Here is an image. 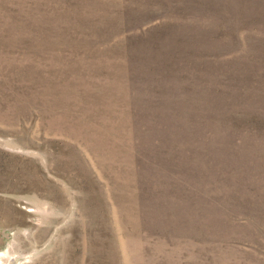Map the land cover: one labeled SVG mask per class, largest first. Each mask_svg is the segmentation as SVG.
<instances>
[{"label": "rangeland", "instance_id": "obj_1", "mask_svg": "<svg viewBox=\"0 0 264 264\" xmlns=\"http://www.w3.org/2000/svg\"><path fill=\"white\" fill-rule=\"evenodd\" d=\"M0 264H264V0H0Z\"/></svg>", "mask_w": 264, "mask_h": 264}]
</instances>
